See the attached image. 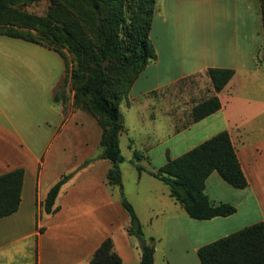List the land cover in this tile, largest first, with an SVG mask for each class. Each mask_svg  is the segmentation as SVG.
I'll return each instance as SVG.
<instances>
[{"label":"crops","instance_id":"crops-1","mask_svg":"<svg viewBox=\"0 0 264 264\" xmlns=\"http://www.w3.org/2000/svg\"><path fill=\"white\" fill-rule=\"evenodd\" d=\"M149 36L156 58L135 78L129 105L121 103L135 108L141 124L153 126L162 119L166 125L163 136L154 128L146 130L151 141L147 152L163 144L162 154L170 155V142L176 135L206 120L177 131L173 116L164 118L160 112L156 115L153 108L163 101L159 91L184 79L204 75L210 82L206 74L209 68L234 70L221 91L215 93L212 88L211 95L218 96L221 108L211 115L227 123L235 109L259 103L243 102L241 98L245 83L250 81L257 91L262 85H256V79L264 82L260 63V57L264 59V29L259 0H155ZM63 72L64 60L56 51L0 35V174L24 170L17 210L0 217V264H90L95 249L107 237L112 239L121 264H139V241L127 231L129 215L120 203L118 187L107 180L111 162L95 159L83 165L101 151H96L101 136L97 121L72 105V93L65 103L53 98ZM224 130L230 134L248 180V186L237 191L239 204L229 216L193 221L174 199L168 208H157L152 185L164 195L168 188L144 185L142 177L148 171L140 164L144 155L135 150L142 157L133 161L136 173H129L132 183L128 187L125 157L119 164L124 194L145 236L154 238L153 264H201L199 247L264 221V179L255 171L261 152L257 146L245 144L241 131H231L229 125ZM128 131L125 126L122 133ZM129 145L133 149V139H129ZM135 162L143 170L138 172ZM69 173L71 177L56 197V211L45 213L43 203L48 190L61 175ZM247 198H251L260 218H249L248 211L238 213L241 205L243 209L250 207Z\"/></svg>","mask_w":264,"mask_h":264},{"label":"trees","instance_id":"trees-1","mask_svg":"<svg viewBox=\"0 0 264 264\" xmlns=\"http://www.w3.org/2000/svg\"><path fill=\"white\" fill-rule=\"evenodd\" d=\"M34 1L0 0V35L41 45L62 56V82L70 84L73 90V106L92 115L101 128V151L83 165L95 159L111 162L107 180L118 187L120 203L129 215L127 231L139 241V264H153L154 238L145 236L135 209L123 191L119 164L124 161V156L119 138L125 125L119 106L123 102L129 105L135 78L156 58L149 36L155 0H49L45 15L22 9ZM259 2L264 29V0ZM206 74L217 93L229 82L234 70L209 68ZM53 98L63 103L68 99L60 89ZM220 108V100L213 94L191 107L188 123H196ZM141 157L134 151L135 161ZM135 166L138 172L143 170L138 162ZM212 172L234 188L248 186L227 130L214 134L179 156L167 155L162 166L149 171L167 186L168 194L187 216L197 220L229 216L236 211L234 204L215 203L205 193L206 179ZM23 173L22 168H17L0 174V217L17 210ZM71 175H61L50 187L43 203L45 213L56 211V197ZM197 255L201 264H264V221L199 247ZM90 264H121L110 237L95 249Z\"/></svg>","mask_w":264,"mask_h":264},{"label":"rangeland","instance_id":"rangeland-1","mask_svg":"<svg viewBox=\"0 0 264 264\" xmlns=\"http://www.w3.org/2000/svg\"><path fill=\"white\" fill-rule=\"evenodd\" d=\"M49 5V0H35L30 4L24 5L22 9L28 13L45 15L49 8ZM261 58L262 57H260L261 67L264 69V59ZM262 80H264V78ZM262 82L263 81H261L260 79H256V85H262L257 91L253 90V84L250 81L245 83L243 92L241 94V98L243 99L242 101H254L259 103L253 104L248 108L235 109L230 117H228L229 121L227 123L223 122L221 119L215 116V114L206 117V120H204V122H198L193 125L192 123H188L190 120L189 111L191 105L211 96L212 94L211 84L204 75L189 77L176 85L165 88L163 92L159 91L158 95L162 96L163 101H157L160 106L158 108H153L154 114L157 115L161 113L160 115H162V117L164 118L168 116L172 118L171 116H173L177 120V131H179L181 128H189L192 125L183 134L176 135L171 140L170 145L172 148L169 156L176 157L181 155L182 153L198 145L205 139L211 137V135L216 134V132L224 130L225 127L229 125L231 131H236L237 129L238 131H241L243 133L241 134V132H239V135L241 136L242 140L243 137L245 138V144L251 147H258V152L260 151L261 155H259V157L257 158L255 171L260 173L261 178L264 179V107L262 106V104H260L264 103V82ZM59 89L62 90L69 98L71 97V93L73 94V90L70 84H64L62 82V79L59 81ZM134 92L136 93V91ZM158 100L160 99L158 98ZM155 101L156 99L154 100V102ZM119 108L124 120V125L129 129L127 133H121L119 138L121 151L123 156L125 157L123 167L126 186L128 187L129 182L132 183L129 173L132 171L136 173L133 161H135L134 151L138 150L144 155V157L140 160V164L148 170L147 173H145L142 177L144 178V185L150 186L152 184H158L160 187L166 189L167 186L164 183H162L160 180L156 179L149 173L150 169L156 170L167 161V154H162V149L164 146L163 144L154 145L149 152H147L148 149H146L148 148L147 144H150L151 142L146 130L148 128H154L159 133V135L161 134V136H163L166 134V125L163 124L162 119L158 120L154 124L155 126H147L144 123L143 125L140 123V119L135 108H126L124 104H120ZM234 133L236 132H233L232 135L234 141L237 142L234 137ZM129 139L134 140L133 149L130 148ZM160 142H162V139L160 140ZM100 149L101 147L99 145L96 151H99ZM214 175V178L211 177L205 184V193L207 194L209 199H218L219 202H230L234 204L237 209V205L239 204L237 201L239 199L237 191H239V189L223 182V180L218 176L217 173H215ZM152 188L153 193L156 196V207L164 209L168 208V206L170 205V200L173 198L170 197L169 194H162L163 190H161L160 188L158 189L154 185H152ZM126 190L127 195L130 197L128 189ZM247 201H249L250 207L247 209H243L241 205L238 208V213L242 214L248 211L249 218H260V212L252 204L251 198H247L246 202ZM188 218L190 217L188 216ZM190 219H192L193 221H201L193 218Z\"/></svg>","mask_w":264,"mask_h":264}]
</instances>
